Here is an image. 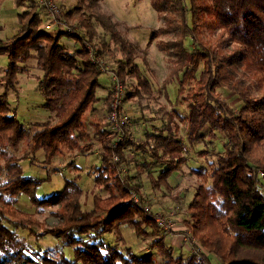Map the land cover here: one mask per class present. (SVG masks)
<instances>
[{
  "label": "trees",
  "instance_id": "trees-1",
  "mask_svg": "<svg viewBox=\"0 0 264 264\" xmlns=\"http://www.w3.org/2000/svg\"><path fill=\"white\" fill-rule=\"evenodd\" d=\"M24 2L16 0L18 5ZM151 5L163 24L152 29L149 42L157 39L158 47L172 60L163 85L177 81L178 94L187 101L185 140L178 136L179 126L174 120L157 134L146 133L143 141L127 138L126 134L116 146L113 141L118 132L107 119L97 118L89 131L86 116L100 102L97 89L104 71L103 61H93L88 48V42L97 45L93 19L109 35L108 42L99 41L102 48L98 54L103 48L111 51V43L118 46L122 58L116 59V75L124 85L126 78H136L135 92L153 95L149 78L141 75L132 42L109 15L80 14L82 32L73 35L47 30L43 12L33 4L34 8L30 5L18 14L19 32L11 38L0 37V54L8 56V66L0 76V264H207L208 254L223 264H264V0H151ZM80 7L76 5L66 15L73 16ZM65 35L81 46L72 49L63 43ZM161 35L174 38L165 40ZM189 35L198 41L194 50L186 46ZM32 58L42 71L38 86L50 114L45 121L24 123L11 106L8 91L16 90L17 74ZM223 88L240 98L237 110L216 99ZM130 94L125 93L118 109L120 115ZM111 97L112 90L106 99L107 112ZM127 130L124 126L125 133ZM218 132L228 139L224 150L207 165L189 169L202 182L195 187L187 207L189 217L184 222L204 252H192L187 257L175 255L166 234L153 237L149 246L155 253L146 255L137 254L130 246L122 250L104 240L105 233H120L124 225L137 235H146L144 224H156L131 197V190L141 196L140 185L126 173L121 176L119 166L128 165L127 147L150 152L154 164L165 166L159 171V182L154 184L158 185L171 171L183 170L188 145L205 143L206 137L212 143ZM149 139L154 142L148 144ZM94 141L101 143V163L94 168L96 184L107 187L110 194L116 189L128 200L121 199L106 209L94 197L93 208L85 209L81 201L84 191L75 178H66L60 191L44 197L35 194L41 180L24 173L22 159L33 161L35 152L43 149L44 161L52 162L56 154L86 151ZM114 153L120 156L118 163L113 161ZM250 167L255 171L250 173ZM110 175L117 180L112 188L105 181ZM22 193L30 195L36 209L57 205L51 214L58 216V222L48 226L34 212L19 208ZM18 229L27 230L36 239L50 234L59 243L51 252L33 250ZM66 246L73 248L74 257L66 255Z\"/></svg>",
  "mask_w": 264,
  "mask_h": 264
},
{
  "label": "rangeland",
  "instance_id": "rangeland-1",
  "mask_svg": "<svg viewBox=\"0 0 264 264\" xmlns=\"http://www.w3.org/2000/svg\"><path fill=\"white\" fill-rule=\"evenodd\" d=\"M33 1H35V3ZM33 1L25 0L23 5H18L16 0H1V38H11L19 32L20 24L18 14L30 7V5L31 8H34L33 4H36V7L43 12L42 16L44 22L48 20L50 15L48 9L44 5H41L39 0ZM53 1L59 8L60 18L66 21L68 25L73 26L76 32H82V27L78 22V16L80 14L89 15L92 12H99L109 15L116 23L117 28L122 31L123 36L132 42L141 75H145L149 78V84L153 90V95L141 96L137 94L134 89L138 82L136 78H126L127 85H125V91L127 94H131L126 96L124 108L122 109L124 113L123 116L127 118L126 128L128 129L124 134V138H126L127 134V138L143 141L146 138V133L157 134L166 126L167 122L174 120L179 126L177 132L178 136L185 140L187 123L184 121V117L188 112L187 101L182 98V95L180 96L178 94L177 81L167 83L166 87L163 85V79L170 73L172 67L171 57L158 47L157 39L149 42L152 29L163 24L162 18L151 5V0ZM78 4L81 6L79 11H75L73 16H67L66 12L73 10ZM188 19L190 20V12H188ZM92 22L97 30V34L94 38L97 45L92 46V44L88 42V46L92 48V52L90 49L89 51L94 56L97 54L96 58L101 59L108 66L109 72H115L114 68L117 66L116 59L122 58L119 48L111 43L110 49L113 51V54H111V51L105 50L104 48L102 49V55L100 53L98 54L99 49L102 48L99 41L101 42L102 39H104V41L109 40V35L105 33L98 22L94 19ZM76 32L68 33L76 35ZM68 36L69 35H65V37L70 38ZM203 36L207 38L208 33L204 31ZM160 37L168 40L174 38V35H161ZM61 40L64 39L61 38ZM70 40H73L72 43H76L78 47L81 46L80 42H77L74 38ZM186 46L190 50L196 49L198 47L197 39H195L193 35H189L186 39ZM70 47L75 49L76 46ZM7 66L8 56L2 53L0 54V76L4 74V70ZM23 68L24 69L17 74L18 82L16 90L10 89L8 91V98L11 102V106L15 107L17 117L24 123L45 121L48 119L50 111L44 106L45 99L38 86V80L42 75V71L36 66V61L33 58L26 61ZM201 69L202 67L199 68L197 73H199ZM109 72L102 71L100 75L101 86L97 89L98 96L101 98L100 102L97 103L95 109L90 110L86 116L90 132L93 130L94 120L103 118V120L106 121L108 113V102L106 99L112 90L113 79ZM250 86L255 94L256 91L254 86ZM165 91H167V94ZM218 91L220 94L216 96V99L220 103L228 104L233 106L236 110L238 109L240 98L236 93L224 88ZM132 92L134 93L132 94ZM205 132H207V130H205ZM206 138L207 140L205 143L198 142L193 146L188 145L187 149L184 151L187 160L183 163V170L175 169L171 171L166 180L160 181L158 185L154 184L159 182V171L165 166L161 167L162 164H154V159L151 157L150 152H143L135 146H130L125 149L128 165H123L125 167V171L123 172L126 173L127 177H133L132 182H137L140 185L141 196H139L143 203L151 206L153 209H157L159 208L158 206L161 205L163 210H168L170 208L166 207L165 204H177V206H179H174L176 213L179 212V218L176 219L177 227L173 232L165 235L168 243L170 242V235H180V232L184 230L183 228L188 227L183 219L189 217L190 212L187 207L193 198L195 187L202 182L197 175L190 172V166L198 167L203 164L207 165L208 160L215 159L216 153L223 151L228 142L227 137L222 132H218L212 143L209 141L210 137ZM153 142L154 139L148 140V144H152ZM22 147H24L23 143ZM100 153L101 143L99 141H94L86 151H76L67 155L56 154L52 162H45L44 150L39 149L35 152V159L33 161L29 158H24L21 160V166L26 175H31L41 180L35 190V194L38 197H44L53 192L60 191L64 187L66 178H75L84 191L81 196V201L85 209L93 208L94 197L99 198V206H105L107 209L121 199L128 200V196L122 197L116 189H114V192L112 191L114 194H110L107 187L96 184L94 179L96 171L94 168L101 163ZM114 155L119 156L117 153H114L113 157ZM248 169H251V167ZM251 170L253 172L255 171L253 169ZM137 171L139 172V176H135ZM115 180L114 176L110 175L105 181H107V185L112 188ZM18 205V207L23 210L34 212L35 216L44 221L48 226L56 224L59 220L58 216L51 214L52 211L57 209V205L45 209H36L31 202L30 195L27 193H22L20 195ZM136 216L139 217V215ZM174 217L176 218V214ZM153 223L155 224L154 221ZM155 225L153 227L144 224V228L148 232L146 235H137L131 227L124 225L120 228V233H105L103 238L107 243L114 244L122 250L130 246L139 255L154 254V249L149 246L150 241L155 236L157 237L158 235L165 234L159 230L157 226L155 227ZM17 231L19 234L26 236L28 244L33 250L37 249L41 252H51L59 243V239L50 234L36 239L28 235L27 230L18 229ZM64 251L68 257H74V250L72 247L66 246L64 247ZM187 251V249L181 250L178 247H174L173 253L175 255L182 254L184 257H187L192 253L191 247L189 251ZM159 264H162V262H159ZM207 264L223 263L215 255L209 254Z\"/></svg>",
  "mask_w": 264,
  "mask_h": 264
},
{
  "label": "built area",
  "instance_id": "built-area-1",
  "mask_svg": "<svg viewBox=\"0 0 264 264\" xmlns=\"http://www.w3.org/2000/svg\"><path fill=\"white\" fill-rule=\"evenodd\" d=\"M41 5H44L49 11V19L44 22L43 26L50 31L53 30H62L70 33H75L73 26H70L60 18V11L57 7L56 3L53 0H39ZM90 51L92 52V48L88 46ZM96 56L91 54V59L93 61H98ZM102 69L104 71L109 72L108 66L102 62L101 63ZM109 74L112 76V97L110 101V110L107 113L106 119L110 122L111 127L118 132L117 137L113 141V145L116 146L120 140L124 139V126L127 125V118L126 116L120 115L118 109L122 106L124 98H125V85L123 81L116 75L115 72L111 71ZM113 160L115 163L120 161L119 156L114 155ZM121 176L124 174L125 167L123 165L119 166ZM250 173L252 170L250 169ZM263 172L259 171V175H262ZM131 197L133 200L139 205V207L144 211L146 216L151 218L157 226L160 228L162 232L165 234H170L176 229V218L174 210H163L162 208L153 209L149 205H145L141 200V197L136 194L134 191H130ZM184 230L180 232L181 240L186 244L190 245L192 252L195 253H202L204 252L203 246L198 242L197 238L194 234H192L189 227H184ZM188 245V246H189Z\"/></svg>",
  "mask_w": 264,
  "mask_h": 264
},
{
  "label": "crops",
  "instance_id": "crops-1",
  "mask_svg": "<svg viewBox=\"0 0 264 264\" xmlns=\"http://www.w3.org/2000/svg\"><path fill=\"white\" fill-rule=\"evenodd\" d=\"M64 40H61L63 43L65 44H68L69 46H77L76 43H72L73 40L71 41L70 39L71 38H67V37H62ZM71 44V45H70ZM165 203V202H164ZM166 207H170L168 210H174L175 214H176V219L179 218V212L176 213V210L174 209V206H177V204H171V205H166ZM158 207L161 208V205H159ZM179 207V206H177ZM181 216H183L182 214H180ZM184 217V216H183ZM186 218H184L183 220H185ZM171 238H170V242L168 243L170 246H172L173 250H174V247H178L180 248L181 250L183 249H187L189 251V246L186 245L185 243L182 242L181 240V237L178 235V234H173V235H170ZM187 251V252H188ZM190 253V252H189ZM209 255V254H208Z\"/></svg>",
  "mask_w": 264,
  "mask_h": 264
}]
</instances>
